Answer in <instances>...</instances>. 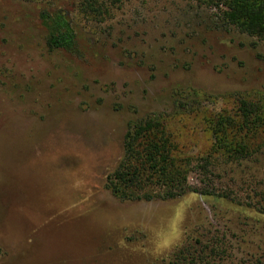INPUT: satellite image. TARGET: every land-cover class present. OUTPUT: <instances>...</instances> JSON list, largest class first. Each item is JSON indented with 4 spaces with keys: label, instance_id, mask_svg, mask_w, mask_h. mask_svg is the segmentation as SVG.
Masks as SVG:
<instances>
[{
    "label": "rangeland",
    "instance_id": "obj_1",
    "mask_svg": "<svg viewBox=\"0 0 264 264\" xmlns=\"http://www.w3.org/2000/svg\"><path fill=\"white\" fill-rule=\"evenodd\" d=\"M55 11L74 54L46 48ZM240 101L264 121V44L197 0H0V264H263L264 124L248 159L213 151ZM149 117L192 160L189 193L122 202L108 177Z\"/></svg>",
    "mask_w": 264,
    "mask_h": 264
},
{
    "label": "trees",
    "instance_id": "obj_2",
    "mask_svg": "<svg viewBox=\"0 0 264 264\" xmlns=\"http://www.w3.org/2000/svg\"><path fill=\"white\" fill-rule=\"evenodd\" d=\"M197 2L219 10L226 29L231 27L264 44V0ZM41 24L47 33L45 44L48 51L74 54L77 36L63 12H42ZM235 117L239 120L219 117L211 125L215 140L213 151L222 153L228 161L251 157L250 137H255L264 124L261 107L246 101L238 103ZM176 151L159 119L149 117L132 122L123 138L120 165L108 177V188L122 202H168L181 199L189 193L187 180L192 170V160L179 157ZM204 160L197 168L207 174L210 165ZM211 186L205 192L207 195L232 200L229 195L216 194Z\"/></svg>",
    "mask_w": 264,
    "mask_h": 264
}]
</instances>
